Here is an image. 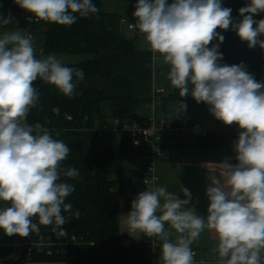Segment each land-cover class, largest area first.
<instances>
[{
	"label": "clouds",
	"instance_id": "1",
	"mask_svg": "<svg viewBox=\"0 0 264 264\" xmlns=\"http://www.w3.org/2000/svg\"><path fill=\"white\" fill-rule=\"evenodd\" d=\"M29 20L70 26L79 17L99 12L93 0H15ZM264 0H250L232 9L222 0H137L129 28L143 35L153 59L159 54L168 65L167 79L180 97L191 95L209 106L215 119L236 124L241 131L234 142L236 163L218 164L219 174L209 175L207 215L190 207L185 198L166 186L145 181L146 190L131 202L122 223L128 233H142L160 241V264H196L194 242L208 230L217 243L210 249L215 264H264V83L257 82L243 63L221 64L219 51L225 37L216 30L231 26L249 48L264 49ZM0 15V25L13 23ZM213 40L218 43L209 47ZM38 79L73 96L84 79L80 68L63 64L55 54L36 57L33 37L20 31L0 33V231L7 236L29 237L40 226H52L63 237L70 218H79L66 198L75 191L61 177L78 179L75 167L62 168L70 148L53 138L41 123L27 117L39 103L34 87ZM178 105V111L186 109ZM175 115V114H172ZM67 214V215H66ZM38 219V223L34 222ZM203 264V262H201Z\"/></svg>",
	"mask_w": 264,
	"mask_h": 264
},
{
	"label": "trees",
	"instance_id": "2",
	"mask_svg": "<svg viewBox=\"0 0 264 264\" xmlns=\"http://www.w3.org/2000/svg\"><path fill=\"white\" fill-rule=\"evenodd\" d=\"M170 1L172 0H167L168 3ZM249 2L250 0H222V5L231 8L234 21L239 22L242 19L239 9ZM93 3L99 12L89 17H79L77 14L76 22L70 26L45 21L31 23L28 17L12 16L13 23L7 26L0 25V31L25 29L36 39L42 37L43 55L80 57L74 62L63 63L84 71V79L79 83L88 80H105L110 78L111 73L102 70L101 54L133 50L134 42L123 35L122 18L119 15L104 12L102 0H93ZM253 18L264 19V12ZM216 31L225 37L223 43L219 45V51L223 55L220 63L228 65L243 63L257 82L264 83V49L259 45L249 48L247 42L241 41L231 26L228 30L218 28ZM259 39L264 40V36ZM217 43V40H213L209 47ZM34 87L40 93V98L37 106L29 113L27 123H41L50 133L60 138H78V141L65 143L70 148V153L62 162V168L75 167L79 170L80 177L71 179L62 176L61 181L74 185L75 191L66 198L65 203H71L73 212L79 211L80 216L78 219L70 218L63 226L67 234L62 238L67 239L75 235L81 239V243L77 249H71L69 253L53 256L34 255L28 263L151 264L147 242L130 241V244L123 245V242L129 239L123 235L120 224L122 209L131 211L132 200L146 190L142 185L137 189L135 184L147 174V145L136 148L128 135L116 137L108 133L101 138L93 136L95 151L91 156L86 154L91 153L85 148L88 143L80 134L101 126L112 128L115 120L147 124L150 116H141L138 110L140 106L151 105L152 95L147 97L119 91L88 90L68 97L40 79L34 82ZM167 87L179 105L182 100L177 93L179 90L173 89L169 80ZM186 101V109L188 104L209 107L203 102L197 103L194 99ZM69 117L71 119H68ZM110 120L113 122L112 127L109 126ZM236 128H239L236 124L229 126L217 120L216 129L210 130L206 136H188L180 130H175L171 138H164L163 145L170 147V155L172 149L182 153L191 149L206 152L219 147L233 150L234 142L238 139L234 130ZM174 138L176 140L171 142ZM235 155L234 152V157ZM133 161H140V167L129 169L127 165ZM2 204L3 202H0V206ZM34 222L38 223V221ZM1 234L3 231H0ZM32 234L57 236L52 231V226L43 225L40 226L38 234ZM160 254L159 247L158 258ZM14 263L11 251H0V264Z\"/></svg>",
	"mask_w": 264,
	"mask_h": 264
},
{
	"label": "crops",
	"instance_id": "3",
	"mask_svg": "<svg viewBox=\"0 0 264 264\" xmlns=\"http://www.w3.org/2000/svg\"><path fill=\"white\" fill-rule=\"evenodd\" d=\"M136 3L137 0L132 2L133 7H135ZM118 8L119 6L113 7L112 10L107 12L115 13L121 18H124ZM0 15L28 17L30 14L20 8L15 3V0H0ZM4 31H20L22 34L27 33L25 29H9L0 31V33ZM160 62L163 63L157 58L153 59V55L148 50L146 42L137 44L135 41L134 49L130 51L102 53L100 60L101 68L103 71L111 73L110 78L105 80H88L84 83H78L74 94L88 90H101L110 92L119 91L150 97L152 91L165 89L166 93L161 97L159 107L168 109V113L163 116L162 113L156 111L158 117L170 119L176 131L181 130L184 126V118L186 115L192 116V118L205 129H216L217 119H215L210 111L201 108L207 106L188 104L187 109L180 112L178 111V101L173 98L171 91L167 87V72L169 66L163 63L165 67H159ZM177 93L179 94V91H177ZM180 98L193 100L191 95ZM172 100L177 102V108L172 105ZM145 107L148 109L150 108V106L147 105H145ZM144 113L145 116H141L149 117V112ZM223 161L235 164V157L232 149L228 147H219L209 149L206 152L191 149L184 153L172 149V154L170 156L159 157L155 161L156 173L160 177V182L157 186H166L169 191H175L181 199L185 198L181 191V187H186L191 193L189 206L194 207L198 214L206 217L209 204V200L206 196V188L209 183L208 177L212 174H219L218 164ZM123 211L126 215L129 210L123 209L120 217L124 215L122 214ZM120 224L122 230L123 223ZM126 236L128 237V235ZM134 238L132 236L128 237V239L132 241L135 240ZM139 239L141 240L133 242L146 243L151 238L140 233ZM216 243L217 241L212 232L205 230V232L201 234L200 239L192 245L196 264H201L200 260L202 259L206 260L203 264H215L216 258L211 255L210 249ZM50 263L64 264L61 262H32L30 264Z\"/></svg>",
	"mask_w": 264,
	"mask_h": 264
},
{
	"label": "built area",
	"instance_id": "4",
	"mask_svg": "<svg viewBox=\"0 0 264 264\" xmlns=\"http://www.w3.org/2000/svg\"><path fill=\"white\" fill-rule=\"evenodd\" d=\"M29 22H36L35 19L29 20ZM136 20L131 22L126 18L121 19V24L126 25L129 30L136 31L129 28V24H135ZM30 34L33 37L34 48L36 50V37L27 32L25 35ZM148 48V47H147ZM149 50V49H148ZM151 52V51H150ZM152 53V52H151ZM153 55V53H152ZM159 55V54H157ZM159 58L160 57L159 55ZM165 94V90L152 91V116H150L147 124L141 122H121L114 121L113 127L101 126L100 128H94L90 132L95 137L101 138L105 134L120 137L122 135H128L131 139V143L134 147L139 148L142 145H147L146 161H147V174L140 180V184L146 189L145 181L154 183L156 185L160 182V177L156 173L155 161L159 157L168 156L171 153L170 147L163 145L164 138H171L175 131L173 123L169 119H161L157 117L155 109L160 106V99ZM179 105H186L187 101L182 99ZM57 113V112H56ZM68 119H71L70 117ZM239 135L241 129H234ZM184 135L188 136H206L210 130L202 127L190 116H185L184 126L180 130ZM176 138L172 139L174 142ZM4 205L2 204L3 207ZM81 239L75 235L70 236L67 239L52 235H33L29 237H20L19 235L7 236L4 233L0 235V251H11L15 263L28 264L34 255H47L53 256L62 253H69L71 249L75 250L80 246ZM127 245L130 244V240L127 241ZM160 242L155 238H151L147 241L148 257L151 260V264H160V260L157 256ZM205 259L200 260L205 262ZM14 263V264H15Z\"/></svg>",
	"mask_w": 264,
	"mask_h": 264
},
{
	"label": "rangeland",
	"instance_id": "5",
	"mask_svg": "<svg viewBox=\"0 0 264 264\" xmlns=\"http://www.w3.org/2000/svg\"><path fill=\"white\" fill-rule=\"evenodd\" d=\"M135 1V0H102L103 2V11L104 12H107L109 10H112L113 7H117L119 6V11H121V15H123L124 18H126L127 20L133 22L136 20V18L132 15L133 12L135 11V7H133V4L132 2ZM169 3H172V1H170ZM122 33L124 36H126L127 38L129 39H132L134 40V42L136 41V43H145L144 41V38H143V35L140 34L138 31H131L127 28V26H122ZM26 34V33H25ZM42 47H43V39L42 37H37L36 39V50H35V53H36V57H38L39 59H43V58H46L48 55H43L42 54ZM57 58L62 62V63H68V62H74L76 61V58H80V57H72V56H66V55H56ZM156 58L160 61L163 62L162 58H159V55H156ZM159 67H165L163 63L160 62L159 64ZM172 105L177 108V102L176 101H171ZM201 108H204V110H207L209 111V107H201ZM148 108H146L145 106H140L139 110H138V113L140 115H144L145 116V113L144 112H149V116H152V107H150L148 110H146ZM157 112H160L162 113L163 116L166 115V113H168V109H165L163 107H159L157 106L156 109H155V113ZM108 114V112H107ZM160 115V114H159ZM112 124L113 122L110 120L109 121V126L112 127ZM53 138H56V139H60L62 140L64 143H68V142H73V141H78V138L77 137H74V138H70V139H67V138H60L58 137L57 135L51 133ZM80 136L86 140V142L88 144L85 145V148L87 150H90V153H86L87 155H93L94 151H95V148L93 147V134L91 132H83L80 134ZM141 165V162L140 161H133V162H130L128 163V168L129 169H137L139 168ZM135 186L138 188H141V184L139 181H136V184ZM123 210V209H122ZM129 212V211H128ZM122 214H124V211L122 212ZM125 215V214H124ZM121 220H120V223H122L124 217L121 215ZM34 221H38L37 218H34ZM122 233L123 235H128V237L132 236L135 240L133 241H140L141 239L140 238V233H128L127 231V228L126 226L122 224ZM132 241V240H130ZM15 264H20V263H15ZM30 264V263H28ZM51 264V263H50ZM52 264H55V263H52ZM213 264V263H212Z\"/></svg>",
	"mask_w": 264,
	"mask_h": 264
},
{
	"label": "water",
	"instance_id": "6",
	"mask_svg": "<svg viewBox=\"0 0 264 264\" xmlns=\"http://www.w3.org/2000/svg\"><path fill=\"white\" fill-rule=\"evenodd\" d=\"M126 243H127V242H126V241H124V242H123V245H126Z\"/></svg>",
	"mask_w": 264,
	"mask_h": 264
}]
</instances>
